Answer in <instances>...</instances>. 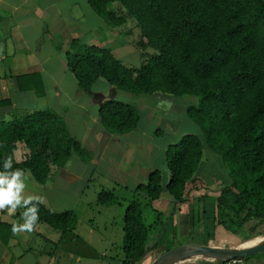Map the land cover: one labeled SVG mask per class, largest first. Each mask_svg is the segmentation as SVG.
Segmentation results:
<instances>
[{"label":"trees","instance_id":"trees-1","mask_svg":"<svg viewBox=\"0 0 264 264\" xmlns=\"http://www.w3.org/2000/svg\"><path fill=\"white\" fill-rule=\"evenodd\" d=\"M87 4L108 27H120L127 18L134 22L139 32L135 47L143 61L137 68L126 67L109 50L73 40L67 66L80 91H89L103 79L126 93L197 99L186 107V115L199 135H184L168 146V181L163 183L159 171L150 172L146 184L134 191L142 198H133L124 210L120 264H137L160 247L161 256L176 248L166 240V232L174 225L177 206L187 201L186 186L195 182L203 146L220 157L231 178L216 197L205 194L195 200L202 204L196 225L208 227L205 240L213 238L215 226L244 241L258 236L256 229L264 227V0H87ZM15 81L19 91L43 95L37 74ZM5 104L8 101H0ZM99 117L104 129L115 135L132 132L139 120L133 106L114 100L99 107ZM17 145L26 150L21 162L14 159ZM71 154L83 162L90 159L52 109L0 122V170L11 157L13 169L29 171L42 185ZM163 192L171 201L160 212L152 203ZM97 202L118 203L110 191H101ZM32 203L38 207L37 223L62 234L75 229L72 211L55 213ZM144 209L152 211L151 223L144 222ZM11 232L12 225L0 223L3 245Z\"/></svg>","mask_w":264,"mask_h":264},{"label":"crops","instance_id":"crops-1","mask_svg":"<svg viewBox=\"0 0 264 264\" xmlns=\"http://www.w3.org/2000/svg\"><path fill=\"white\" fill-rule=\"evenodd\" d=\"M99 20L102 18L88 6L87 0H0V101H8V104L0 105V122L20 120L25 115L30 116L45 109H52L63 118L70 136L77 140L90 155L89 161L83 162L76 154H71L62 167L52 169L49 178L42 185L34 180L29 171H24L26 187L22 193L23 197H32V202L41 204L51 212L72 211L77 218L76 226L72 232L64 234L48 226L57 233L56 235L48 233L50 236L33 231L11 232L7 245L0 242V264H40L42 262L40 260L37 261L33 257L32 260L29 259V256L34 255L31 244L38 240L43 248L39 254L42 260L45 259L43 264H55L53 257L68 253L64 250L67 249V243L75 245L79 242L89 251H93L91 241H82L81 237L74 233L78 224L79 206L87 208L93 201L98 204V194L104 190L114 194L118 201L116 204L120 207L126 206L129 202L127 199L136 197L135 189L139 185L146 184L150 172L157 170L162 177H165L166 182L169 179L165 155L172 142L159 148V155L154 161L151 158L153 154L151 150L154 147L150 150L147 148L156 146L154 141L157 140L156 136L159 135L160 130L156 127L152 134L146 133L141 124V117L150 123L154 116L158 118L159 113L167 116L169 114L167 108H171L176 97L160 93H126L108 85L103 79H98L89 91H80L74 76L68 69L66 53L71 41L78 40L88 46L99 45L100 37L97 33ZM102 22L110 28L103 20ZM126 24L127 21L122 26ZM123 33L129 35L130 31H123ZM114 35V31H109L108 36L102 41L109 44ZM31 74L39 76L43 90L42 96H37L30 90L17 89L15 78ZM100 80L105 83L99 85ZM123 94L146 96L155 105H150L151 103L136 105L126 102L138 113L136 129L120 135L108 133L100 122L99 107L110 100L121 102L118 98ZM189 121L192 122L190 119ZM157 124L156 121L155 126ZM193 126L198 131L197 126L195 124ZM25 154L24 146L17 145L14 152L15 161H23ZM150 160L154 163H150ZM201 162L193 185L198 183L197 179H203L198 171ZM96 179L99 182L92 187ZM102 183L108 185V188ZM193 185L186 186V191L189 192L187 201L177 206L174 225L166 232V240L176 239L180 230L179 235L184 238H190L192 233H195L194 236L199 237L200 240L205 239L204 231L208 227L205 229V226L202 227L199 224L194 227L193 214L197 208V212L200 211L198 214L200 217L202 204L195 200L206 194V190L204 191L206 187L201 189ZM189 186L193 188L191 191ZM90 187H92V193L88 198L90 201H85L86 190ZM117 189H121L124 193L116 196ZM142 196L139 194L138 198L141 199ZM118 197L122 200L119 201ZM170 201V196L163 192L160 198L152 203V207L163 212L168 208ZM25 210L18 206L15 215H12L6 206L0 210V223L12 226L24 223ZM226 236V231L222 227L215 226L213 238H208L197 245L225 249L223 239ZM87 237L93 238L92 228L87 232ZM252 239L260 238L256 236ZM243 242L245 241L241 240L240 244ZM234 245L237 244L234 243ZM161 248L163 253L164 248ZM152 254L154 250L149 252L146 258L153 256ZM177 264L219 263L211 259L190 258ZM229 264H264V252L255 253L246 259L237 258L235 263Z\"/></svg>","mask_w":264,"mask_h":264},{"label":"rangeland","instance_id":"rangeland-1","mask_svg":"<svg viewBox=\"0 0 264 264\" xmlns=\"http://www.w3.org/2000/svg\"><path fill=\"white\" fill-rule=\"evenodd\" d=\"M99 30L98 35L100 37L99 45H96L107 49L111 52L114 58L119 60L124 66L130 68H137L141 65L143 59L139 56L135 42L138 37V29H136L134 22L127 18V24L123 27H110L107 28L102 20H99ZM113 28V29H111ZM121 29V30H119ZM130 31L129 35L123 33V31ZM109 31H114L115 35L112 36L110 43L107 44L103 40L108 36ZM123 45H119L122 44ZM88 46V45H86ZM99 85L104 84L103 80ZM144 97V98H143ZM121 102H132L136 105L141 104H150L149 98L146 96H131L123 94L121 97L118 98ZM152 100V98H150ZM197 103V99L191 96H182L176 97L174 100L173 105H171L170 109L167 108V112L169 113L167 116L162 115L161 113L158 114V118L154 116L152 121L149 123L141 117V124L144 127V130L148 134H152L155 131L156 127L160 130L159 135L156 136L157 140L154 141L156 146L148 147L147 149H152L153 152L151 158L155 161V159L159 155V148L163 145L167 144L168 142L178 143V141L184 135H196L198 131L196 130L194 124L189 121L186 116L185 108L189 105H195ZM150 105H155V103H151ZM143 114V111L141 109ZM156 121L158 124L155 126ZM179 132V133H178ZM182 132H187L183 134ZM156 134V133H155ZM199 135V134H198ZM154 136V135H153ZM174 139V141H173ZM146 144V143H145ZM204 147V154L203 160L201 162L199 168V174L204 179L199 180L197 179L198 183L194 184L198 188L206 190V194L211 195L212 197L217 196V190L219 188L226 186L230 183L231 178L228 174V168L225 163H223L219 156L213 154L210 150H208L205 146ZM153 161L150 160V163ZM154 163V162H153ZM164 177V176H163ZM99 180L96 179L95 183H93L92 187L97 185ZM166 182L165 177L163 178V183ZM207 182V183H206ZM194 183V182H193ZM103 186L107 187L105 183H102ZM189 185H193L192 183ZM193 185V186H194ZM101 186V184L99 185ZM98 186V188H100ZM87 188L86 190V199L85 201H90L88 199L92 193L91 188ZM191 191L193 188L189 186ZM96 188V187H95ZM108 188V187H107ZM100 190V189H99ZM105 191V190H104ZM101 192V191H100ZM99 192V193H100ZM123 191L121 189H117L115 195L120 196ZM124 193V192H123ZM205 193V192H204ZM119 201L121 197H118ZM138 198V197H134ZM139 199V198H138ZM122 200V199H121ZM128 201L132 200V198L127 199ZM121 205L123 202H120ZM127 206V205H126ZM126 206H119L118 204H114L112 206H104L100 203H96L93 201L87 208H83L82 206L78 207V224L76 231L77 235L81 237L82 241L88 242L91 241L93 245V251H89L86 246L83 244H66L68 253H62L56 255L54 258L52 255L49 257H53L55 259V264H120L121 259L123 258V244H124V234L122 231V216ZM123 207V208H122ZM122 208V209H121ZM197 209V208H196ZM194 210L193 220H194V227H196V220L198 219V210ZM122 210V211H121ZM143 217L145 223H151L154 220V216L150 209L143 210ZM36 226L33 227V232L41 233L44 236H50L48 233L56 235L57 233L54 230L50 229L48 226L44 224H35ZM92 228L93 231V238L87 237V232ZM224 230V229H223ZM181 231V230H180ZM180 231L179 234L181 233ZM259 238L264 237V227H259L256 229ZM178 234L176 239L172 241L175 247H184V246H202L197 245L201 242H205V239L200 240L199 237L197 238L194 236L195 233H192L190 238L182 237ZM227 236L223 239V243L225 244V249H231L236 246L240 245L241 236H234L226 232ZM74 242V241H72ZM238 242V243H236ZM222 243V244H223ZM237 244V245H234ZM233 244V245H232ZM31 248L33 250L34 255L29 256L30 260L33 257L37 259V261H42L40 264H43L45 261L42 260L41 255H39L43 248L41 242L34 241L31 244ZM49 252H47L48 254ZM162 253V248H158L154 250L153 256H148L145 260L140 264H156L157 260L159 259V255ZM48 256V255H47ZM161 256V255H160ZM27 261V260H26ZM28 262V261H27Z\"/></svg>","mask_w":264,"mask_h":264},{"label":"clouds","instance_id":"clouds-1","mask_svg":"<svg viewBox=\"0 0 264 264\" xmlns=\"http://www.w3.org/2000/svg\"><path fill=\"white\" fill-rule=\"evenodd\" d=\"M12 165V158L8 157L2 163L3 170H0V210L7 206L9 213L15 215L18 206L25 207L24 223L13 224L12 232H31L38 219V207L32 203V197L24 198L22 195L26 187L24 170L13 169Z\"/></svg>","mask_w":264,"mask_h":264},{"label":"water","instance_id":"water-1","mask_svg":"<svg viewBox=\"0 0 264 264\" xmlns=\"http://www.w3.org/2000/svg\"><path fill=\"white\" fill-rule=\"evenodd\" d=\"M263 250L264 237L248 246H236L231 249L204 246H184L174 248L170 252L160 256L156 264H177L190 258L211 259L218 261L219 264H225L231 260L250 256Z\"/></svg>","mask_w":264,"mask_h":264},{"label":"bare ground","instance_id":"bare-ground-1","mask_svg":"<svg viewBox=\"0 0 264 264\" xmlns=\"http://www.w3.org/2000/svg\"><path fill=\"white\" fill-rule=\"evenodd\" d=\"M257 240H259V239H252V240H249V241H245V242L241 243L239 246L240 247H245V246H248V245L254 243Z\"/></svg>","mask_w":264,"mask_h":264},{"label":"built area","instance_id":"built-area-1","mask_svg":"<svg viewBox=\"0 0 264 264\" xmlns=\"http://www.w3.org/2000/svg\"><path fill=\"white\" fill-rule=\"evenodd\" d=\"M237 261V259H235V260H231V261H229L227 264H229V263H235Z\"/></svg>","mask_w":264,"mask_h":264}]
</instances>
